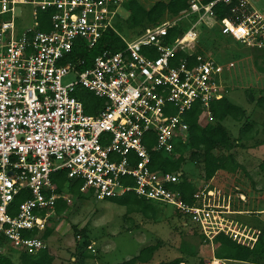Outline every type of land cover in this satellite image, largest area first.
I'll return each instance as SVG.
<instances>
[{
    "label": "built area",
    "instance_id": "obj_1",
    "mask_svg": "<svg viewBox=\"0 0 264 264\" xmlns=\"http://www.w3.org/2000/svg\"><path fill=\"white\" fill-rule=\"evenodd\" d=\"M125 1L0 0V247L28 255L46 248L43 232L57 201L66 200L52 182L60 171L97 201L133 193L171 206L209 242L219 233L241 244L256 240L258 232L224 211L185 203L177 189L182 172L153 168V157L175 159L186 115L198 109L211 117V102L227 93L219 62L196 52L203 30L216 27L223 38L262 49L264 11L250 0H189L177 16L125 38L115 28ZM217 4L229 7L221 20ZM109 30L124 48L86 66L81 48L92 49ZM83 91L99 101L87 105L92 113ZM205 194L199 188L192 198Z\"/></svg>",
    "mask_w": 264,
    "mask_h": 264
},
{
    "label": "rangeland",
    "instance_id": "obj_2",
    "mask_svg": "<svg viewBox=\"0 0 264 264\" xmlns=\"http://www.w3.org/2000/svg\"><path fill=\"white\" fill-rule=\"evenodd\" d=\"M136 1L148 10L157 2L167 3L169 0ZM250 2L255 9L264 11V0ZM128 16L129 12L122 10L121 22L125 24ZM164 18H168L167 14ZM151 25L146 20L129 29L124 25L122 33L125 38H133ZM217 30L216 27L212 30L205 28L200 44L206 55L222 66L227 85L226 97L232 104L244 109L245 117L240 122L232 119L224 121L222 124L228 134L230 149L221 147L212 150L217 156L233 160L229 161L231 171L226 174L221 189L204 179L203 164L191 160L190 150L181 154V172L195 190H208L210 195L204 198L205 206L213 205L246 228L262 230L264 214H257V208L264 209V148L260 151L256 147L264 141V111L256 108L254 100L264 95V50L248 48L233 39L220 37ZM65 80L71 81L73 77ZM248 93L253 96L252 102L247 99ZM244 119L251 125L255 124L248 133L241 132L243 122H246ZM216 124L218 122L212 116L198 118L201 128ZM62 194L66 196V200H62L66 208L51 217L47 224L51 234L45 243L47 254L53 260L51 264H117L135 256L140 248L155 245L158 253L148 264H159L179 256L185 258L188 264H199V259H207L208 251L215 248L200 234L199 226L171 206L152 202L154 212L145 215L139 209H128L108 199L97 201L87 195ZM205 221L215 232L218 225L212 222V218L206 217ZM244 232L251 236L249 231ZM184 247L191 252L199 251L200 256L192 258L183 254ZM5 248L0 247L1 254L18 259L16 249Z\"/></svg>",
    "mask_w": 264,
    "mask_h": 264
},
{
    "label": "trees",
    "instance_id": "obj_3",
    "mask_svg": "<svg viewBox=\"0 0 264 264\" xmlns=\"http://www.w3.org/2000/svg\"><path fill=\"white\" fill-rule=\"evenodd\" d=\"M204 3H208L212 0H202ZM189 5V0H169L167 3L165 2H157L150 9L145 10L138 1L136 0H126L122 7L123 10L129 12L128 18L125 20V24L121 22V18L118 17L115 23L116 31L120 34H123L126 28L137 27L142 24L143 21L150 22L151 26L157 25L165 18V14H167L168 18H172L177 16L181 11L187 9ZM216 18L221 20L226 17L229 13V7L224 6L223 4H217L214 7ZM45 15H40V18ZM196 18L192 17V21ZM125 25V26H124ZM145 29V28H144ZM142 29V31L144 30ZM141 31V32H142ZM181 28H175L170 30L169 40H173L176 38L180 32ZM140 32V33H141ZM137 33L136 35L140 34ZM218 34V32H216ZM221 37V36H220ZM201 41L199 42V46L197 48V53L203 54L206 53V50L201 46ZM124 43L121 41L120 37L117 33L113 31H106L97 44L92 48L88 49L86 47L81 48L80 53L77 55L80 59H84L87 62L86 66H90L92 60L100 55L103 51L116 52L124 48ZM264 50V48H262ZM182 54H179L181 56ZM75 57L74 59H78ZM263 72V70H261ZM82 101L84 106L86 107L87 113H92V110H89L87 105L90 103L91 106L98 103L97 98L93 97L86 91L82 93ZM247 99L249 102H252L253 96L248 93ZM256 108L264 111V95L259 96L258 99L254 100ZM210 111L212 118L218 122L215 126H205L201 128L198 125V118L200 115V111L195 109L186 115V123L188 125L187 134L185 136L186 141L179 142L175 145L174 152L177 154L175 159L167 158L161 156L159 154H155L153 157V161L155 165L153 168L178 173L181 172V164L183 162V156L181 155L185 150H190L191 152V160L193 162H202L204 169V179L210 182L211 184H215L219 189L222 187V182L226 179V174L231 171L229 161H233L232 158H226L222 155L213 154L212 150L215 148H225L230 149L227 140V132L225 126L222 124L227 119H232L236 122H240L245 117V112L240 107L232 104L228 98L223 96L220 100H214L210 104ZM243 128L241 132H250L252 126L255 124H250V122L246 121L243 123ZM249 137H252L249 136ZM264 144V141L263 143ZM260 144V145H261ZM235 168H238L235 167ZM52 182L56 186V193H69L72 195H81L79 192V188L81 183L79 180L69 179L67 177V173L65 171H60L52 176ZM177 189L180 190L182 200L189 205H197L200 207L207 208H215L213 205L205 206L204 198L209 197V192L207 190V194L205 197L195 201L192 196L194 193V186L189 182V180L182 174L181 181L177 185ZM109 201L116 203L125 208L139 209L143 214H147L148 212H154V207L151 205L152 202H148L144 199L137 197L133 193H127L118 198L108 199ZM155 203V202H154ZM159 204V203H156ZM65 202L62 200H58L55 205V214H59L66 208ZM160 205V204H159ZM162 205V204H161ZM216 209V208H215ZM253 230L252 228H249ZM258 232L256 240L252 244H241L234 241L231 237L223 233H219L213 239V245L215 248L212 251H208L207 257L209 259L215 258L223 261H230L235 263H246V264H264V227L262 230H253ZM51 231L46 229L43 232L42 239L46 241V239L50 236ZM257 234V233H256ZM203 236V235H202ZM201 236V237H202ZM204 237V236H203ZM2 246V244H1ZM3 247H8L4 246ZM6 249V248H5ZM158 250L157 245L155 246H147L143 248L137 256L134 258L118 263V264H148ZM197 252H191L187 247L182 249L183 254H187V256H200ZM18 259H13L11 256L7 254L0 253V264H51L53 262L52 257L47 254V248L41 250L36 255H28L24 253L17 252ZM187 263V260L182 256L176 257L168 262H160L159 264H183ZM199 264H205L203 259H199Z\"/></svg>",
    "mask_w": 264,
    "mask_h": 264
},
{
    "label": "crops",
    "instance_id": "obj_4",
    "mask_svg": "<svg viewBox=\"0 0 264 264\" xmlns=\"http://www.w3.org/2000/svg\"><path fill=\"white\" fill-rule=\"evenodd\" d=\"M244 110V109H243ZM245 120V119H244ZM246 121V120H245ZM244 123V122H243ZM253 127H255V125H253ZM259 147V150L261 151L263 148H264V144H261V145H258L256 148H258ZM59 200H64V199H59ZM257 214H264V209H259V208H257ZM240 224V223H239ZM240 225H242V224H240ZM243 226V225H242ZM243 227H246V226H243ZM211 245L213 244V241L212 242H209ZM91 248H92V246H91ZM144 247H142V248H140V250L138 251V253L135 255V256H137L138 254H139V252L143 249ZM212 252H213V250H212ZM157 253H158V251H156L155 252V254H154V256H153V259L156 257V255H157ZM135 256H133V257H129L128 259H126L125 261H128V260H130V259H132V258H134ZM195 258L196 256H192V258ZM125 261H123V262H125ZM171 261V260H170ZM203 261H204V263L205 264H210V263H214V264H246V263H235V262H230V261H223V260H218V259H215L214 257L213 258H211V259H209V258H204L203 259ZM163 262H168V261H163ZM208 262V263H207ZM122 263V262H121ZM118 264V263H117ZM183 264H188V263H183Z\"/></svg>",
    "mask_w": 264,
    "mask_h": 264
}]
</instances>
